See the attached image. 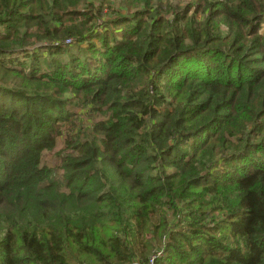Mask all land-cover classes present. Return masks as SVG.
I'll return each instance as SVG.
<instances>
[{
    "label": "trees",
    "instance_id": "16d2710c",
    "mask_svg": "<svg viewBox=\"0 0 264 264\" xmlns=\"http://www.w3.org/2000/svg\"><path fill=\"white\" fill-rule=\"evenodd\" d=\"M157 252L264 264V0H0V264Z\"/></svg>",
    "mask_w": 264,
    "mask_h": 264
},
{
    "label": "rangeland",
    "instance_id": "374dc122",
    "mask_svg": "<svg viewBox=\"0 0 264 264\" xmlns=\"http://www.w3.org/2000/svg\"><path fill=\"white\" fill-rule=\"evenodd\" d=\"M164 1H169V2L180 4V5H184L185 3L190 2L191 0H164ZM64 96H66V98L74 99L69 92L65 93ZM97 115H98L97 113H94L93 114L94 118L91 117V119L89 121V119H88L89 116L82 113L80 116L81 118L76 120V125H75V127H73L74 130H77L82 125L86 126L87 124L92 123V120H95V119L97 120L98 118H100V116L97 117ZM62 144H63V140L58 139L56 148H59L60 146H62ZM43 154H44V156L42 157L43 161L48 162V163H52L53 165H57L56 161L59 160V158L57 156V152L56 153L50 152L49 154H47V153H43ZM59 172H62V170H60ZM61 189H64V188H61Z\"/></svg>",
    "mask_w": 264,
    "mask_h": 264
},
{
    "label": "built area",
    "instance_id": "2783aa9c",
    "mask_svg": "<svg viewBox=\"0 0 264 264\" xmlns=\"http://www.w3.org/2000/svg\"><path fill=\"white\" fill-rule=\"evenodd\" d=\"M162 253L161 252H157L156 254L154 255H151L147 261V264H154V259L157 257V256H161ZM132 264H138V263H132Z\"/></svg>",
    "mask_w": 264,
    "mask_h": 264
}]
</instances>
